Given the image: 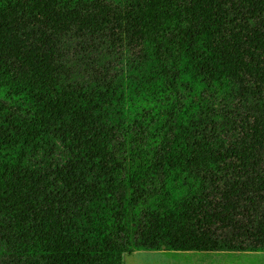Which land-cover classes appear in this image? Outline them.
<instances>
[{"label": "trees", "instance_id": "1", "mask_svg": "<svg viewBox=\"0 0 264 264\" xmlns=\"http://www.w3.org/2000/svg\"><path fill=\"white\" fill-rule=\"evenodd\" d=\"M264 252V0H0V263Z\"/></svg>", "mask_w": 264, "mask_h": 264}, {"label": "crops", "instance_id": "2", "mask_svg": "<svg viewBox=\"0 0 264 264\" xmlns=\"http://www.w3.org/2000/svg\"><path fill=\"white\" fill-rule=\"evenodd\" d=\"M163 252V251H160ZM202 264H264V252H173ZM136 254L134 251L133 255ZM192 262V261H188Z\"/></svg>", "mask_w": 264, "mask_h": 264}, {"label": "rangeland", "instance_id": "3", "mask_svg": "<svg viewBox=\"0 0 264 264\" xmlns=\"http://www.w3.org/2000/svg\"><path fill=\"white\" fill-rule=\"evenodd\" d=\"M123 256L124 264H202L201 260H189L181 255L186 254H175L173 252H136ZM192 261V262H188ZM1 264V263H0Z\"/></svg>", "mask_w": 264, "mask_h": 264}]
</instances>
